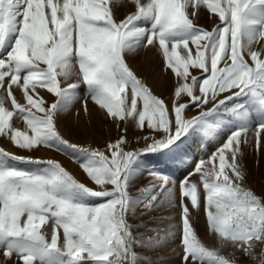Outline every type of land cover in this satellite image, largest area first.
Wrapping results in <instances>:
<instances>
[{
    "label": "snow or ice",
    "instance_id": "obj_1",
    "mask_svg": "<svg viewBox=\"0 0 264 264\" xmlns=\"http://www.w3.org/2000/svg\"><path fill=\"white\" fill-rule=\"evenodd\" d=\"M130 2L121 19L123 0H0V138L70 156L94 185L59 160L0 147L3 264H167L161 249L176 239L181 264H237L236 253L264 264V195L240 162L247 146H264V0ZM205 11L211 29L198 22ZM150 47L176 77L171 103L128 63ZM81 99L86 116L91 100L121 132L104 149L59 130ZM130 129L147 131L136 137L144 148L130 149ZM220 132L177 185L170 170ZM177 207L179 221L158 227ZM194 211L216 245L199 237Z\"/></svg>",
    "mask_w": 264,
    "mask_h": 264
},
{
    "label": "rangeland",
    "instance_id": "obj_2",
    "mask_svg": "<svg viewBox=\"0 0 264 264\" xmlns=\"http://www.w3.org/2000/svg\"><path fill=\"white\" fill-rule=\"evenodd\" d=\"M134 10L135 7L130 2V0H123V6L119 7L116 10V15L118 18L122 19L124 18L125 14L131 13ZM207 17L208 13L205 11L204 15L200 17L198 22L201 26L211 29V27L218 21L215 19H208ZM128 63L130 64L133 71L138 75V77L143 79L156 95L165 99L166 103H171V97L176 87V77L171 72V70L165 69L164 60L155 48L150 47L148 50H142L134 58L131 56L128 57ZM193 74L199 75V73L196 71H193ZM150 80L156 81L157 88H160L159 91L154 87L152 81ZM84 93L85 89L83 86H81V88L79 89V95L81 96V98L84 96ZM14 94L17 95L18 99H20L19 92H15ZM41 95H43L48 101L52 100V96L47 94L46 91H42ZM88 107L89 109H91L90 116H86L83 113L84 111L82 99L80 101H77L70 109V111L65 114L63 119L60 121L59 130L66 139L70 140L73 143H77L83 146H91L93 148L104 149L106 143L117 139L121 135V132L114 123H112L110 120H106L103 117L101 111L96 105H94L91 100H89ZM78 114L79 116L81 115V118L77 117ZM187 114L189 117H191L197 114V110H189ZM13 121L14 123H19L18 126H24L22 120H17L14 117ZM122 127L123 125L121 124V128ZM253 127H255V125ZM146 134V130L132 131L130 129L126 134L127 139L131 141V144L129 145L130 149L144 148L145 141L139 140L137 142L136 137H140ZM249 135L250 137H252V133H250ZM225 138L226 137L224 132H220L216 136L206 139V141L201 144L202 147L199 148L200 150L198 149L196 153H191L190 150V154L187 156L184 163L179 165L177 169L170 170L173 174V179L177 182V185L179 183V180L182 179L189 170H191V168L200 157L207 159L214 152L216 147L219 144L223 143ZM261 142L262 145H264V133H262L261 135ZM0 147H3L5 150L18 155H31L37 158H51L59 160L79 180L85 182L89 186H94L86 177V174L79 168L78 164L73 162L72 158L66 154H62L47 148H41L39 151L32 153L20 151L16 146H14L5 138H0ZM240 162L244 165L247 172V185L252 188L258 195H264V187L261 186V181L264 182V180H262L264 178V146H262L258 151L255 149L254 143L247 146L244 150V156ZM23 167L31 169L33 166L28 165ZM146 182V174L137 179V183L140 186H145ZM179 211L180 209L177 207L174 211L165 210L164 212H162V216L171 215L175 217V219L171 221H162L158 224V227L163 228L167 227L169 223L178 222ZM193 216L195 217L194 227L199 237L207 246L216 245L217 241L215 240V238L208 234V232L206 231V220L204 213L200 212L199 215H197L194 211ZM178 244L179 239H176L175 241L168 242L167 245L161 249L162 254L167 260V264H181L182 249L178 247ZM260 250L261 248L260 246H258L256 250L257 253H259ZM232 252L233 250L230 247L223 249V254L226 256H230ZM235 255L237 258V264H258L257 260L245 258L240 253H236ZM0 264H3L2 256H0Z\"/></svg>",
    "mask_w": 264,
    "mask_h": 264
},
{
    "label": "bare ground",
    "instance_id": "obj_3",
    "mask_svg": "<svg viewBox=\"0 0 264 264\" xmlns=\"http://www.w3.org/2000/svg\"><path fill=\"white\" fill-rule=\"evenodd\" d=\"M151 52V51H150ZM151 55V54H150ZM150 81H152V84L154 85V87L159 91L160 90V88H157V84H156V81H154V80H150ZM80 111V110H79ZM73 113V112H72ZM81 113H82V110H81ZM84 113V112H83ZM81 116V115H80ZM79 116V114H78V116L77 117H79V118H81ZM83 116H84V114H83ZM80 120V119H79ZM17 124V123H16ZM19 124V123H18ZM17 124V125H18ZM208 144V143H207ZM202 146H201V143H197V144H195V145H193V147L191 148V153H196V151L199 149V148H201ZM200 150V149H199ZM202 151V150H201ZM194 155V154H193ZM256 173H258V172H256ZM259 176V175H258ZM260 179V178H259ZM262 179V178H261ZM262 180H264V178L262 179ZM261 186L262 187H264V182L263 181H261Z\"/></svg>",
    "mask_w": 264,
    "mask_h": 264
}]
</instances>
